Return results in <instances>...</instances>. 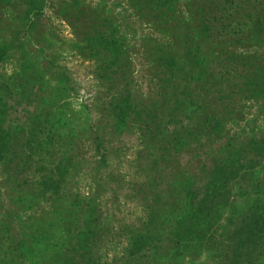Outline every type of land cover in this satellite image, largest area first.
Returning a JSON list of instances; mask_svg holds the SVG:
<instances>
[{"label": "trees", "instance_id": "16d2710c", "mask_svg": "<svg viewBox=\"0 0 264 264\" xmlns=\"http://www.w3.org/2000/svg\"><path fill=\"white\" fill-rule=\"evenodd\" d=\"M45 1L0 0V24L8 26L5 18L10 13L21 15L17 18L21 27L0 45V64L23 51L24 40L37 27L30 16L41 14ZM177 1L128 0L135 18L129 23L134 36L146 30L149 34L142 43L156 76L149 95L136 92L133 81H111V76L106 81L112 127L119 134L136 130L143 146L125 197L143 212L138 227L133 223L122 228L119 236L126 242L118 253L114 245H107L111 233L106 232L111 231L114 216L103 212L97 195L67 194L84 175L82 160L74 159L82 150L73 153L79 137L46 132L56 128L53 121L46 126L39 121L25 133L26 153L21 167L16 166L24 172L30 169L31 175L15 185L20 202L5 211L0 223V264H22L38 254L40 264H264V199L246 202L242 191L240 199L230 200V186L253 171L258 158L264 159V132L260 139L258 133L243 136L247 129L240 124L242 99H238L252 86L256 89L249 94L258 97L264 63L255 48L264 47V0L237 6L232 2L236 8L232 21L227 17L228 0H188L185 5ZM99 25L95 21L87 25L91 55H100L95 48H102V69L129 68L118 30L107 33L104 25L103 33ZM230 30L240 38L235 44ZM243 43L249 44L247 51H240ZM235 64L242 70L238 72ZM255 65L260 71L245 75ZM242 78L249 84L242 85L238 81ZM3 102L0 98V168L5 169L13 162L20 135L6 126ZM84 134L94 135V127L87 125L80 137ZM241 138L250 146L235 148ZM52 140L58 150L50 148ZM90 150L94 170L101 172L109 165L111 149L97 134ZM106 185L99 181L95 188L100 192ZM45 208H52V214L38 218L33 230L29 219ZM32 239L39 240L40 253L30 246ZM110 252L114 255L105 261L103 256L110 258Z\"/></svg>", "mask_w": 264, "mask_h": 264}, {"label": "rangeland", "instance_id": "374dc122", "mask_svg": "<svg viewBox=\"0 0 264 264\" xmlns=\"http://www.w3.org/2000/svg\"><path fill=\"white\" fill-rule=\"evenodd\" d=\"M187 1L178 0L177 3L185 5ZM242 1L246 0H228L229 21H232V12L236 10L231 3L235 2L237 6ZM24 3L22 7H25ZM42 8L41 14L30 16L37 27L32 37L24 40L26 45L23 51L19 50L9 55L8 59L0 64V98L4 101L2 114L5 117L6 126H13L20 135V140L16 141L13 148L15 154L11 156L12 164L5 169L0 168V223L5 221V211H10L9 208L14 209L20 202L18 194L21 193L15 189V185L31 175L30 169L24 172L16 167L17 165L21 167L22 158L26 153L23 147L24 137L28 138L29 135L25 133L31 131L39 121L45 123V126L51 125L48 123L53 121L56 128L48 127L46 132H68L75 137L78 136L79 146L73 153L75 155L77 150H82V153L78 157L75 155L74 159L82 160L84 175L80 177L79 183L69 186L67 194L77 193L86 198L98 196L103 212L114 216L110 226L111 231L106 232L111 233L107 245H114L113 249L115 253H118L126 242L125 238L119 236L124 230L122 228L133 223L138 227L137 223L143 219L141 208L125 198L128 194V183L135 178L136 160L143 146L139 143L136 130L131 129L129 133L119 134L116 128L112 127L113 116L106 110L110 100L106 81L110 76L111 81H133L136 92L145 97L149 95L151 81H156L155 71L146 61L148 55L142 44L143 41L148 40L149 34L145 28L144 33L138 32V36H134L129 23L134 22L135 18L129 9L128 0H46ZM17 18L21 19L19 12L10 13L5 18L8 26L6 23L0 24V45L8 43L11 34L21 27ZM92 21L100 24L98 29L103 33L106 32V28H108L107 33L115 32L114 29L116 32L118 30L116 36L119 42L126 45L123 57L126 62L129 61V68L119 72H116V67L110 70L102 69L104 64L102 48L96 47V51L101 53L93 56L88 46L90 35L87 25ZM104 25L107 27L102 28ZM119 34H123L124 39H121ZM229 35L233 37L234 44L237 39H240L233 36L232 30L229 31ZM132 37L138 41L132 40ZM227 41L233 42L229 38ZM242 46L240 51H247L250 48L249 44L243 43ZM255 51L263 64L264 47L258 46ZM245 57L243 54L242 58ZM233 67L239 72L243 66L235 64ZM254 71L259 72L260 67L255 65L252 69H248L245 75H252ZM238 81H241L242 85L249 84V81L243 78ZM255 89L253 86L250 90L246 88L244 96L238 95V99H242L243 120L240 124L244 126V131L247 129L246 133L243 132V136L249 137L258 133V139H260L264 132V71L263 77L258 81L257 98L249 94ZM260 89L263 90L262 93ZM90 124L94 127L95 134L88 137L84 134L81 138L80 133ZM97 134L105 139L106 147L111 149L108 156L109 165L101 172L94 170L93 151H87L93 147ZM49 145L51 149H59L55 140H52ZM248 146H250L249 140L246 139L241 138L235 142V148ZM189 150L191 151L192 148ZM56 153L53 151L54 156H57ZM3 181L6 182L3 183ZM99 181L103 185L109 183L100 192L97 189ZM116 188L118 190L114 194ZM230 188L232 202L241 198L242 191L247 194L246 202L255 203L257 200L264 199V159L258 158L255 169L253 171L251 169L248 174L239 178V181L233 183ZM5 201L8 202L4 203ZM57 206L63 209L58 204ZM44 214L50 216L52 208H45L42 212L32 215L29 222L33 219L31 223L33 230L39 222L38 218ZM106 214L104 220L107 221ZM58 219L59 214H57L56 222L59 221ZM51 223L54 222H49L48 225ZM35 232L33 231V234ZM31 241L30 246L40 253L43 247L38 245L39 240ZM110 254V258L103 256V259L110 261L114 252ZM40 261L38 254L33 256V261L23 260L22 264H40Z\"/></svg>", "mask_w": 264, "mask_h": 264}]
</instances>
